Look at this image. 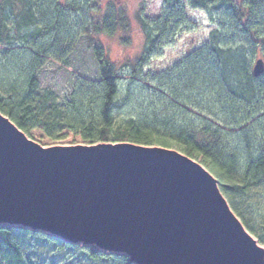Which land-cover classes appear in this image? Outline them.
<instances>
[{
    "label": "trees",
    "instance_id": "obj_1",
    "mask_svg": "<svg viewBox=\"0 0 264 264\" xmlns=\"http://www.w3.org/2000/svg\"><path fill=\"white\" fill-rule=\"evenodd\" d=\"M102 6L101 0H0V114L44 146L71 135L87 146L174 150L215 178L232 213L264 246V73H252L254 62L264 59V0L167 2L159 19L143 23L144 48L129 64L126 84L99 40L124 23ZM189 6L212 9L215 29L167 70L145 72L179 32L190 30L184 17ZM80 30L93 39L97 78L61 100L39 91V59L67 58ZM44 246L134 264L125 255L0 225V264H39L37 251Z\"/></svg>",
    "mask_w": 264,
    "mask_h": 264
},
{
    "label": "water",
    "instance_id": "obj_2",
    "mask_svg": "<svg viewBox=\"0 0 264 264\" xmlns=\"http://www.w3.org/2000/svg\"><path fill=\"white\" fill-rule=\"evenodd\" d=\"M252 73H264L262 59ZM2 222L121 251L134 264H261L195 161L133 144L43 149L0 114Z\"/></svg>",
    "mask_w": 264,
    "mask_h": 264
},
{
    "label": "rangeland",
    "instance_id": "obj_3",
    "mask_svg": "<svg viewBox=\"0 0 264 264\" xmlns=\"http://www.w3.org/2000/svg\"><path fill=\"white\" fill-rule=\"evenodd\" d=\"M104 13L108 10L114 11L122 18L124 25H118L113 36H100L99 40L104 46L106 57L111 63L118 67V76L122 84L128 80L129 64L136 60L137 56L142 52L145 44V36L142 31L143 23L159 19L162 16L163 8L167 2L171 0H101ZM199 1V0H197ZM213 11L210 8L192 9L190 6L185 10L184 17L189 24V31L179 32L175 37L171 46L164 48L157 58L151 60L149 66L144 69L145 72H161L167 70L180 57L187 54L190 50H194L197 46L208 39L209 34L215 26L212 18ZM82 17H78L80 22ZM73 19V18H72ZM74 20V19H73ZM71 21V20H70ZM121 21V24H123ZM72 22V21H71ZM71 22L68 24L70 28ZM120 26V29H119ZM72 32V30H71ZM92 42L86 31L80 30L79 39L76 41V47L68 57L54 55L48 58H40L37 70L38 89L39 91H52L58 100H61L77 89L80 84L91 83L97 78L98 65L92 55ZM13 49H21L15 46ZM264 61V59H263ZM255 63V62H254ZM254 65V64H253ZM1 81V80H0ZM3 84V82H2ZM3 116V115H2ZM4 117V116H3ZM6 118V117H5ZM21 132V131H20ZM22 133V132H21ZM23 134V133H22ZM24 135V134H23ZM27 140L33 142L43 149L50 148H74L89 147L79 139H75L71 135L65 136L60 142L42 145L36 143L24 135ZM102 145L96 144L93 147ZM91 147V146H90ZM154 149V148H153ZM252 194H256L255 191ZM254 199H262L255 197ZM236 217V216H235ZM238 220V219H237ZM241 224V222L239 221ZM0 225H11L8 223H0ZM21 226V225H12ZM242 229L253 240L255 248L261 253L259 262L264 264L261 259L264 246L260 245L255 237L243 227ZM24 227V226H21ZM77 245L99 250L105 253H113L124 255L121 251L104 250L95 243L79 242ZM54 246L41 248L37 251L39 264L45 262L49 258L47 264H111L103 260H92L83 252H76L72 248L55 252ZM46 253L45 256L42 252ZM55 253H52V252ZM126 256V255H125ZM37 260V259H36Z\"/></svg>",
    "mask_w": 264,
    "mask_h": 264
},
{
    "label": "bare ground",
    "instance_id": "obj_4",
    "mask_svg": "<svg viewBox=\"0 0 264 264\" xmlns=\"http://www.w3.org/2000/svg\"><path fill=\"white\" fill-rule=\"evenodd\" d=\"M261 259H264V252H262V256H261Z\"/></svg>",
    "mask_w": 264,
    "mask_h": 264
}]
</instances>
